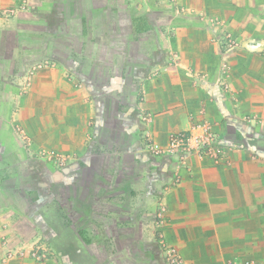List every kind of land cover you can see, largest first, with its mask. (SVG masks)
Masks as SVG:
<instances>
[{
  "label": "crops",
  "instance_id": "1",
  "mask_svg": "<svg viewBox=\"0 0 264 264\" xmlns=\"http://www.w3.org/2000/svg\"><path fill=\"white\" fill-rule=\"evenodd\" d=\"M0 8L16 9L0 18V264H167L162 201L183 264H264V0ZM224 30L240 41L227 53ZM204 119L221 161L194 154L179 166L147 151L148 127L165 145ZM41 148L66 163L33 153ZM37 246L52 258L30 257Z\"/></svg>",
  "mask_w": 264,
  "mask_h": 264
},
{
  "label": "built area",
  "instance_id": "2",
  "mask_svg": "<svg viewBox=\"0 0 264 264\" xmlns=\"http://www.w3.org/2000/svg\"><path fill=\"white\" fill-rule=\"evenodd\" d=\"M16 12L15 8H0V18L1 17H10ZM221 24V22H216V25ZM222 43L225 49V53L235 50L240 45L239 39L230 31L224 30L222 35ZM227 55V54H226ZM38 67V66H37ZM222 68L227 71L230 68L228 58H225L222 62ZM33 70V69H32ZM225 84V83H222ZM225 88H228L225 85ZM145 121L151 120L150 116L144 117ZM15 132L22 141L24 147L31 151L33 147V141L30 135L26 132L21 124L15 125ZM218 134L214 130L212 123L209 120H202L201 122L194 124L192 129L189 131H179L174 132L169 136V139L165 145L158 143L154 137L152 130L148 127L145 130V146L147 151L152 155L161 156V155H173L178 159V165H186L188 160L192 155H197L200 158L209 157L213 161L219 162L226 154V149L217 143ZM38 157L53 162L57 166H62L66 163L67 158L60 153L46 150L44 148L33 151ZM180 182V175L176 174L174 179V184ZM167 222V205L164 201L160 202L158 211H157V228H158V241L160 247L163 251L165 260L170 264H183L184 260L180 251L176 246L170 244L166 239L164 233V226ZM24 250H10L9 255H19L23 254ZM29 256L34 258L37 261H47L52 258L53 253L43 247L37 246L32 248L29 251ZM227 264H257L253 260L245 261H229Z\"/></svg>",
  "mask_w": 264,
  "mask_h": 264
},
{
  "label": "rangeland",
  "instance_id": "3",
  "mask_svg": "<svg viewBox=\"0 0 264 264\" xmlns=\"http://www.w3.org/2000/svg\"><path fill=\"white\" fill-rule=\"evenodd\" d=\"M52 163H53V162H52ZM53 164H54V163H53ZM56 166H57V165H56ZM57 167H60V166H57ZM169 243H170V242H169ZM170 244H171V243H170ZM176 248H177V247H176ZM177 249H178V248H177ZM182 258H183V256H182ZM164 259H165V257H164ZM183 260H184V259H183ZM232 260H234V259H231V260H229V261H232ZM251 260H253V261L257 262V261H256V260H254V259H251ZM165 261H166V260H165ZM229 261H228V262H229ZM166 263H167V264H170V263H168L167 261H166ZM257 263H258V262H257Z\"/></svg>",
  "mask_w": 264,
  "mask_h": 264
}]
</instances>
